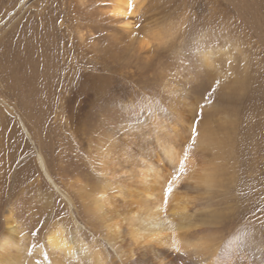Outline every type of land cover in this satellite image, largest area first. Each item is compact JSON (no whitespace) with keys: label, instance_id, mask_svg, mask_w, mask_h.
Returning <instances> with one entry per match:
<instances>
[{"label":"rangeland","instance_id":"1","mask_svg":"<svg viewBox=\"0 0 264 264\" xmlns=\"http://www.w3.org/2000/svg\"><path fill=\"white\" fill-rule=\"evenodd\" d=\"M114 3L0 0V58L8 34L28 25L49 52L72 58L90 78L85 88L74 81L73 104L39 108L12 96L0 68V235L11 213L29 250L62 231L82 238L86 251L108 249L115 264H128L126 246L102 232L94 193L124 185L119 196L108 193L128 200L125 189H143L150 166L160 177L145 184L164 193L183 161L173 192L185 212L216 217L221 240L242 236L248 255L259 252L264 262V0H131L134 12L122 18L110 16ZM171 147L179 163L165 158ZM201 170L214 172L208 187L198 183Z\"/></svg>","mask_w":264,"mask_h":264},{"label":"bare ground","instance_id":"2","mask_svg":"<svg viewBox=\"0 0 264 264\" xmlns=\"http://www.w3.org/2000/svg\"><path fill=\"white\" fill-rule=\"evenodd\" d=\"M133 12L130 0H115L114 5L109 9L110 16L114 18L128 17ZM35 34L32 27L23 25L20 34L10 32L7 41L4 40L7 54L0 58V68L1 72H5L7 82L5 84L12 89V96L18 95V98H21V101L18 99L21 104L32 101L39 108L48 101L54 102V100L56 103L59 101V104H73L77 97L74 93L76 89L74 83L79 82L78 85L81 84L85 88L87 80L90 79L85 67L83 65L77 67L73 59H69L64 54L58 56L56 52H49L45 47V41H41ZM98 79L97 84L100 85V77ZM28 114H30L29 110ZM17 116L29 137L30 134L20 116ZM1 154L3 156L2 149L0 156ZM165 158L169 162L179 163L172 147L165 150ZM36 162L50 184L56 187L47 171L41 152H37ZM148 172L149 174L144 178L149 176L150 181L156 184L160 177L159 172L153 166L149 167ZM212 175H214L213 171L201 170L198 183L208 187L212 183ZM144 178L141 179L143 189L135 191L136 188L125 189L128 192L126 195L130 196L128 200L116 198L108 193L109 190H114L118 192L116 196H119V191L124 185L113 186L105 183L96 190L92 201L102 232L105 231V235L120 240L119 243L126 246L128 264H149V260L144 255L163 257L166 260L165 264H250V262L264 264L260 260L259 252L257 253L259 255L256 254L257 256L252 258L248 255V245H244L242 236L236 234L228 237L226 241L221 240V237L217 236V231L212 228L217 222L216 217L203 221L195 219L192 214H187L186 201L181 200L182 197L174 192L170 195L169 202H175V207L171 213L165 214L164 193L160 190L155 194L156 188L149 189L145 184L148 182ZM173 188L176 189V186ZM119 207L129 209L125 210L121 218L115 215L119 212ZM4 220V230L0 235V264H115L107 254L108 249L86 251L83 248L82 238L69 239L62 231L50 232L46 236L44 245L38 244L34 250H29L25 242L27 238L24 239V236L16 230V222L11 213H8ZM165 232L168 233L161 237ZM230 235L229 233L228 236ZM163 239H165L164 243L160 244ZM162 246H169V249L161 248Z\"/></svg>","mask_w":264,"mask_h":264},{"label":"snow or ice","instance_id":"3","mask_svg":"<svg viewBox=\"0 0 264 264\" xmlns=\"http://www.w3.org/2000/svg\"><path fill=\"white\" fill-rule=\"evenodd\" d=\"M130 6H131V0H130ZM185 158H187V154H185ZM184 171H185V165H184V162L181 161L179 173L177 175H173L172 178L167 181L166 187L164 188V195H163V203H164L165 211H167V207H168V203H169V197L174 190L173 189L174 182L179 179V175L183 174Z\"/></svg>","mask_w":264,"mask_h":264}]
</instances>
